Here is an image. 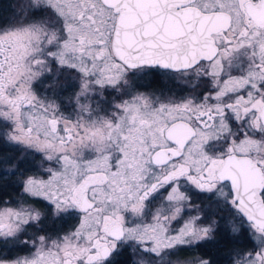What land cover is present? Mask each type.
Returning <instances> with one entry per match:
<instances>
[{"label":"snow or ice","instance_id":"obj_1","mask_svg":"<svg viewBox=\"0 0 264 264\" xmlns=\"http://www.w3.org/2000/svg\"><path fill=\"white\" fill-rule=\"evenodd\" d=\"M0 143L36 166L0 174L21 188L0 264H165L221 213L252 244L229 264H264V0H25L0 23Z\"/></svg>","mask_w":264,"mask_h":264},{"label":"flooded vegetation","instance_id":"obj_2","mask_svg":"<svg viewBox=\"0 0 264 264\" xmlns=\"http://www.w3.org/2000/svg\"><path fill=\"white\" fill-rule=\"evenodd\" d=\"M20 3V2H19ZM21 4V3H20ZM18 4V7H21L23 4ZM13 7V5H11ZM139 88L141 91L145 92H156L159 94L161 91H168L169 94H171L172 91H175L177 94H187L188 88L187 85L183 84L180 81H167L159 76H153L149 77L148 79L141 82L139 85ZM205 89L201 88L199 91L203 92ZM4 146V148H2ZM12 152L11 155H7L8 157L5 158V155L0 153V156L2 155L4 158H0V174L3 173L4 169L7 167L6 161L12 160L16 161L18 164H20L21 170H31L32 168L35 169L34 165L31 163L25 164L23 161L20 160V153L17 151H14L7 147L6 145L0 143V152ZM5 179V180H4ZM0 180V207L5 206L4 202L9 200L15 201L16 204L18 201H20L21 196V188L19 183H17L16 177L11 178H4ZM15 199V200H14ZM25 200H27L30 203H35V201L32 198L24 197ZM194 202H199L196 200V197H193ZM39 206V205H37ZM221 216L223 217V220L221 222V225L218 229V234L216 237V242L210 243L207 247L201 248L197 247L199 250H201V254H198L196 257L199 256H205L209 255L213 250H225L228 253L225 255L224 259L220 262V264H229V251H233L235 248L242 247L245 249L252 248L251 242L247 239L246 236H241L240 238L232 237L228 231H227V224L226 221L228 220V214L227 213H221ZM72 222L70 221H60L56 220L55 222L50 221L49 222V228L53 230H67L69 227H71ZM172 228H177V221L173 222ZM26 254L25 252H20V255ZM129 256L128 253H124L119 259L121 261H125V259ZM194 257V259L196 258Z\"/></svg>","mask_w":264,"mask_h":264},{"label":"rangeland","instance_id":"obj_3","mask_svg":"<svg viewBox=\"0 0 264 264\" xmlns=\"http://www.w3.org/2000/svg\"><path fill=\"white\" fill-rule=\"evenodd\" d=\"M24 4L25 0H0V23L7 21V20H15L17 18V16L21 13L22 10V5L20 4ZM18 4L21 5V7H18ZM13 5V7L11 6ZM2 148H4V146H2ZM3 155H5V158H7V155H11L12 152H10V150L6 153V152H0ZM0 158H4L2 155L0 156ZM35 169L32 168L31 171L35 172L36 171V166L34 165ZM30 170V169H29ZM15 200V199H14ZM9 202V200H7ZM12 203H10L12 206H16V202L15 201H11ZM180 225V221H177V227H179ZM197 258V257H196ZM177 259L179 260H193L194 258H190V259H183L181 257L177 256H169L167 258V260L165 261V264H168V261H172L175 262Z\"/></svg>","mask_w":264,"mask_h":264},{"label":"trees","instance_id":"obj_4","mask_svg":"<svg viewBox=\"0 0 264 264\" xmlns=\"http://www.w3.org/2000/svg\"><path fill=\"white\" fill-rule=\"evenodd\" d=\"M4 179V178H3ZM8 179V178H6ZM2 180V179H0ZM5 180V179H4ZM201 250H199L198 248L194 249V250H188V249H183L179 252L178 257H181L183 259H190V258H194L196 257L198 254H201ZM232 252V251H231ZM228 252L225 250H213L210 255L212 256V258L214 260L217 261V264H220V262L224 259L225 255ZM229 255H230V251H229ZM129 256L125 259V261H128Z\"/></svg>","mask_w":264,"mask_h":264}]
</instances>
